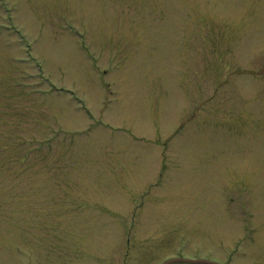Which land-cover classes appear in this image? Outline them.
Returning a JSON list of instances; mask_svg holds the SVG:
<instances>
[{"label":"rangeland","instance_id":"rangeland-1","mask_svg":"<svg viewBox=\"0 0 264 264\" xmlns=\"http://www.w3.org/2000/svg\"><path fill=\"white\" fill-rule=\"evenodd\" d=\"M180 255L264 264V0H0V264Z\"/></svg>","mask_w":264,"mask_h":264},{"label":"water","instance_id":"water-1","mask_svg":"<svg viewBox=\"0 0 264 264\" xmlns=\"http://www.w3.org/2000/svg\"><path fill=\"white\" fill-rule=\"evenodd\" d=\"M176 261H179V260H176ZM180 261H192V260H180ZM172 262H174V260L173 261H171V262H169V263H166V264H170V263H172ZM194 262H199V263H212V264H219V263H215V262H210V261H206V260H199V261H194Z\"/></svg>","mask_w":264,"mask_h":264}]
</instances>
